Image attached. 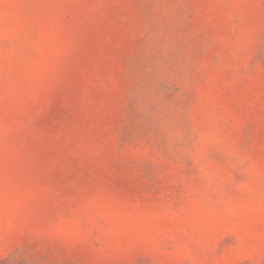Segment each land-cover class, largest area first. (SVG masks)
I'll return each instance as SVG.
<instances>
[{
  "label": "rangeland",
  "instance_id": "374dc122",
  "mask_svg": "<svg viewBox=\"0 0 264 264\" xmlns=\"http://www.w3.org/2000/svg\"><path fill=\"white\" fill-rule=\"evenodd\" d=\"M0 264H264V0H0Z\"/></svg>",
  "mask_w": 264,
  "mask_h": 264
}]
</instances>
